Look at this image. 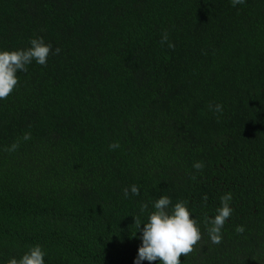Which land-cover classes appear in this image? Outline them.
<instances>
[{"label": "trees", "instance_id": "1", "mask_svg": "<svg viewBox=\"0 0 264 264\" xmlns=\"http://www.w3.org/2000/svg\"><path fill=\"white\" fill-rule=\"evenodd\" d=\"M37 37L47 64L0 100V264H134L162 196L202 234L181 264H264V0H0V51Z\"/></svg>", "mask_w": 264, "mask_h": 264}, {"label": "clouds", "instance_id": "2", "mask_svg": "<svg viewBox=\"0 0 264 264\" xmlns=\"http://www.w3.org/2000/svg\"><path fill=\"white\" fill-rule=\"evenodd\" d=\"M245 0H231L233 7L244 4ZM30 47L19 50L0 51V100L7 99L14 91L18 84L17 73L19 71L27 72V65L35 61L39 65H46L52 46L45 44L42 37L30 40ZM161 43H167L170 49L174 48V44L168 42V35L164 33L161 37ZM60 49L57 48L55 53L59 54ZM210 109L212 106H209ZM214 110L216 112L223 111V105L216 104ZM16 146H13V149ZM118 142H113L109 148L114 150L119 148ZM193 167L202 170L204 164L202 161L194 163ZM129 191L133 195H139V188L133 184L130 188L123 189L124 196L127 198ZM205 201L207 197H204ZM221 206L217 208V214L214 218H206V224L211 225L207 228L208 236L211 243L220 244L222 242L221 229L225 225L226 220L231 216L233 209L229 206L232 200V194L229 192L220 198ZM168 196H162L154 202V211L149 215L148 222L143 223L141 229V221L139 217H133L135 226L138 231H142V244L138 249V256L134 264H142L147 261L148 264H181V257L191 254L195 250V246L201 241L202 234L198 226V221L192 218V214L188 208V202L181 200L174 207ZM148 205H141V212L147 209ZM235 231L243 233V226H237ZM45 252L41 246L35 245L28 249L19 259L12 258L8 264H44Z\"/></svg>", "mask_w": 264, "mask_h": 264}]
</instances>
